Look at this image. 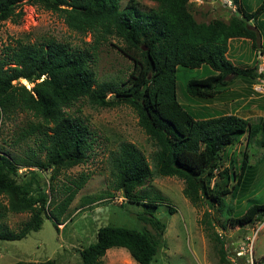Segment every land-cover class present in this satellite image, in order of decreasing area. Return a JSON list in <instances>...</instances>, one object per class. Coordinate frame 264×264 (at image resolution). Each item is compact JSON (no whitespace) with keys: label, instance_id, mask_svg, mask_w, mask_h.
<instances>
[{"label":"trees","instance_id":"16d2710c","mask_svg":"<svg viewBox=\"0 0 264 264\" xmlns=\"http://www.w3.org/2000/svg\"><path fill=\"white\" fill-rule=\"evenodd\" d=\"M150 1L156 6L140 9L133 0L123 8L120 0H0V23L18 21L21 4L29 2L56 13L70 30L90 37L82 49L51 38L40 44L16 40L0 50V125L19 111L28 113L33 119L18 131L15 141L37 140V150L28 148L24 155L12 154L0 145V219L5 213H29L18 231L1 226L0 240L24 238L41 227L44 217L58 222L89 178L81 172L66 180L61 197L53 186L62 170L83 164L93 154L95 136L89 123L70 112L83 100L97 108H131L154 150L150 164L127 141L120 142L109 156L112 189L147 209V215L139 219L151 230L100 226L94 242L79 249L78 264H102L105 252L113 247L126 249L138 264H151L165 224L153 214L158 203L138 200L134 194L155 175L180 178L181 192L192 206L216 205L231 227L264 220V194L261 201H247L238 214L225 201L228 194L234 197L238 192L251 166L250 138L259 134L257 143L264 146V117L194 112L176 95L179 67L202 71L201 77L190 78L185 85L186 92L197 98L215 96L230 74L256 82L264 78V69L257 63L239 66L228 57L233 39L249 41L253 51L264 54L252 29L261 33L257 19L264 12V0L252 11L241 0H231L237 13L227 20L208 22L195 19L191 0ZM111 38L120 43L113 46L132 62L126 78L99 79L90 66L91 54ZM242 137L246 143L237 168L234 158L225 165L226 148ZM20 168L24 169L19 172ZM37 170H50L48 192L40 185ZM204 220L205 228L212 230L207 213ZM212 234L219 242L220 261L227 262L223 239L214 230ZM33 264L55 262L46 259Z\"/></svg>","mask_w":264,"mask_h":264},{"label":"rangeland","instance_id":"374dc122","mask_svg":"<svg viewBox=\"0 0 264 264\" xmlns=\"http://www.w3.org/2000/svg\"><path fill=\"white\" fill-rule=\"evenodd\" d=\"M130 0H120L123 8ZM262 0H241L243 7L254 10ZM140 9L155 7L150 0H133ZM191 11L197 21L208 22L214 18L227 20L231 14L237 13L231 0H191ZM22 15L18 21L5 20L0 23V50L6 44L43 43L55 39L66 43L70 48L87 47L84 41L90 37L70 30L62 17L45 10L37 4L24 2L21 4ZM254 21H249L253 24ZM261 33V43L264 49V12L257 19ZM113 44H120L115 38L104 43L90 57V66L99 79L110 77L126 78L132 62L116 49ZM228 57L239 66L253 64L264 69V54L255 52L250 42L233 39L230 42ZM203 75L200 69H177L176 95L180 103L194 112L211 114L231 113L249 117L261 115L264 117V89L256 91L248 77H237L230 74L227 83L219 93L209 98H197L185 90L188 79ZM21 83L27 87L32 85L26 81ZM26 82V83H25ZM220 86V85H219ZM70 112L85 119L95 136L93 154L83 164L62 170L53 181L54 188L59 192L62 183L77 177L81 172L88 173L89 178L77 192L65 215L54 224L49 217L43 218L41 227L29 232L20 240H0V264H33L46 259H53L55 264H78L79 249L94 242L96 230L104 225H121L139 231L151 230L148 223L139 219L146 214L147 209L138 202L126 201L121 193L112 189L109 156L116 151L122 141L133 143L150 162L154 146L137 124V118L131 108L121 105L114 108H97L85 100L78 102ZM32 115L17 112L0 125V145L12 154L24 155L31 148L37 150V140L26 139L15 141L18 131ZM259 134L250 138L247 145L249 164L238 192L234 197L226 196V203L234 206V213L242 211L247 201H261L264 194V146L259 145ZM246 140L226 148L227 161L231 158L237 165L240 153ZM152 166V165H151ZM20 168L18 171H22ZM40 185L49 191L48 178L50 170L36 171ZM183 182L180 178L169 176H153L138 188L134 194L136 199L158 203L153 214L165 224L160 245L151 264H264V220L252 225H237L231 227L225 215L216 205L203 203L194 207L184 197L181 190ZM170 208L174 211L170 212ZM212 225L208 230L205 218ZM29 218V213H5L0 219V227L18 231ZM215 231L223 239L225 258L220 261L218 253L219 242L212 234ZM102 264H138L121 247L109 248L102 257Z\"/></svg>","mask_w":264,"mask_h":264},{"label":"built area","instance_id":"2783aa9c","mask_svg":"<svg viewBox=\"0 0 264 264\" xmlns=\"http://www.w3.org/2000/svg\"><path fill=\"white\" fill-rule=\"evenodd\" d=\"M256 91H263L264 89V78H260L256 84L253 85Z\"/></svg>","mask_w":264,"mask_h":264},{"label":"water","instance_id":"95a60500","mask_svg":"<svg viewBox=\"0 0 264 264\" xmlns=\"http://www.w3.org/2000/svg\"><path fill=\"white\" fill-rule=\"evenodd\" d=\"M252 29H253V31H254V33H255V41H256V45H257V47L259 48L260 45H261L260 33H259V31H258V29H257L256 27H253ZM143 49H145V48L143 47ZM28 88H29V87H28Z\"/></svg>","mask_w":264,"mask_h":264}]
</instances>
